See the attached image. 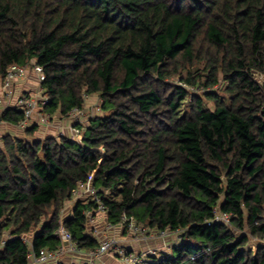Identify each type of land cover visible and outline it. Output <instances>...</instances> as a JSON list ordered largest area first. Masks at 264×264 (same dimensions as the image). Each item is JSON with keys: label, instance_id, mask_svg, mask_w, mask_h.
Returning a JSON list of instances; mask_svg holds the SVG:
<instances>
[{"label": "trees", "instance_id": "1", "mask_svg": "<svg viewBox=\"0 0 264 264\" xmlns=\"http://www.w3.org/2000/svg\"><path fill=\"white\" fill-rule=\"evenodd\" d=\"M11 65L42 70L50 121L86 96L102 115L81 143L36 124L0 137V264L56 250L60 226L95 249V204L61 215L91 174L102 226L180 231L142 264H264V0H0V81Z\"/></svg>", "mask_w": 264, "mask_h": 264}, {"label": "built area", "instance_id": "2", "mask_svg": "<svg viewBox=\"0 0 264 264\" xmlns=\"http://www.w3.org/2000/svg\"><path fill=\"white\" fill-rule=\"evenodd\" d=\"M29 76H33L37 83V91L35 93H17L16 84L26 80ZM44 76L42 70L37 66H19L11 65L5 72L3 79L0 81V106L6 101H12L11 108L20 111L23 115V119L19 122L17 126L18 131H23L27 127L32 126V121H36L35 124L38 127H44L49 124V117L47 115L38 114L40 106L47 103V100L41 95L40 84L43 82ZM99 102L96 105L95 111H99ZM83 117L82 112L76 110L69 113L68 118L71 119L73 125L74 123H81V118ZM82 124V123H81ZM5 124L0 120V128ZM71 126L69 129V139L71 141L81 143L82 134L84 132L85 126L74 127ZM92 174L89 175L85 182H82L78 187L72 191L69 202L73 205L77 201L92 202L95 204L96 209L93 213H86L88 224L95 225L98 216H105L106 208L101 202V197L98 195L97 191L92 187ZM110 195L109 191H104L102 194L103 198H107ZM72 207V206H71ZM63 209L61 210V215H63ZM96 217V218H95ZM215 221L224 223L225 225H230L229 215H216ZM93 227V226H92ZM103 230L97 233L93 229V236L98 239V246L88 251L87 253L80 252L75 243L72 242L69 233L63 229L61 226L54 233L55 237L60 241V246L53 251L47 249H41L37 253L32 250L28 251L27 259L29 264H59L60 260L65 256L79 257L83 255L86 258L85 264H94L102 258L111 255L116 256L119 259V264H142L146 255H154L155 251H151L148 254L142 256H137L130 253L127 248H119L118 241L115 237L109 235L114 231H121L123 234L134 239L137 242H149V241H160L164 244L166 239L177 238L179 239V230L174 232L170 231H158L150 232L149 229L137 225L132 218H127L122 215L117 226H111L108 224L103 225ZM98 234V237H97ZM22 241L30 246V243L26 239ZM5 240L0 242V249L5 245ZM169 247L166 246V250Z\"/></svg>", "mask_w": 264, "mask_h": 264}, {"label": "crops", "instance_id": "3", "mask_svg": "<svg viewBox=\"0 0 264 264\" xmlns=\"http://www.w3.org/2000/svg\"><path fill=\"white\" fill-rule=\"evenodd\" d=\"M36 91H37V83H36L35 78L33 76H29L26 80L16 84V92L17 93H27V94H29V93H35ZM12 104H13L12 101L4 102L3 105L0 106V113L6 108H11ZM90 117H92V115H83V117L81 118L80 122L83 125H86L87 121H88V119ZM35 122L36 121H34V122L32 121L31 123L35 124ZM72 125H73V123H72L71 120H69V118L60 119L59 117H53L52 121L50 122L48 127L47 128L43 127L44 129H46L45 133H42L43 131H40V129H42V127H41L40 129H38L37 136L38 137L42 136V134H43V137L44 136H48V135L49 136H57L58 134H64V135H68L69 136V129L71 128ZM0 131H1V133L5 132L2 136H5L6 134L14 135V136L22 135V132H20L17 129H15L14 127L8 126L6 124L0 128ZM114 232L108 233V234L113 236V237H115L114 235L116 233H119V235H122V238L125 237V238L120 240L122 242H124V240H126L127 238H130L127 235L123 234L121 231H114ZM172 242L173 241L166 239L164 241V244L167 245V247H170ZM149 244H151V243H149ZM161 244H163V243L161 242ZM146 245H148V244H146ZM157 245H158V248H159L160 244H157ZM149 247L150 248L147 249L145 252L144 251L140 252L138 254V256H142L144 254H148L151 251H156L158 253L167 251V250H163V251L157 250V249H155L157 247H154L153 245L152 246L149 245ZM127 249H128L129 252H131L130 247L127 248ZM133 254L136 255V253H133ZM113 257H114L113 258V261H114L113 264H118L119 263L118 257H116V256H113ZM59 262H60L59 264H85L87 261H86L85 257L84 258L83 257L80 258V257L65 256ZM94 264H96V263H94Z\"/></svg>", "mask_w": 264, "mask_h": 264}, {"label": "rangeland", "instance_id": "4", "mask_svg": "<svg viewBox=\"0 0 264 264\" xmlns=\"http://www.w3.org/2000/svg\"><path fill=\"white\" fill-rule=\"evenodd\" d=\"M217 90H220L219 88L217 89ZM199 93H201V92H199ZM97 103H98V100H97V97H95V96H90V97H85V106H84V111H83V114L82 115H102L100 112H97V111H95V108H96V105H97ZM208 107L210 108V109H212V105H211V103H208ZM38 114H44L43 112H42V109H41V106H40V110H39V112H38ZM45 115V114H44ZM69 120H71V119H69ZM50 122L51 121H49V124H50ZM48 124V125H49ZM48 125L47 126H44V128H47L48 127ZM41 127H39V129H40ZM43 127H42V129H40V131H43L42 133H45V131H46V129H44ZM44 129V130H43ZM5 133V132H4ZM4 133H1V131H0V137H2V135L4 134ZM41 134V133H40ZM21 136V135H20ZM36 137H38L37 136V133H36V135H35ZM40 138H43V134H42V136H39ZM71 204L70 203H66L65 205H64V207H63V212H64V214H63V217H66L68 214H69V212H70V210H71ZM97 218H103V216H98ZM98 223V224H97ZM96 224H97V226H96ZM93 225L92 224H88L87 225V230H88V232H90V233H92L93 232V229L95 230V232L97 231V233H99L100 231H102L103 229V226H102V224H101V220L99 219H97L96 220V223H95V225L92 227ZM115 233V232H114ZM115 238L117 239V241H118V247L119 248H129L130 247V250H131V252H133V253H136V255L138 256V254L140 253V252H142V251H146L147 249H149L150 247H149V245L150 246H154V247H157V248H155V249H157V250H161V251H163V250H166V246L167 245H165V244H161V242L160 241H149V242H137V241H135L134 239H132V238H127L126 240H124V242H122V241H120L121 239H123V238H125V237H123L122 238V235H119V233H116L115 235ZM97 237H98V234H97ZM99 238V237H98ZM149 243H151V244H149ZM160 244V246H159V248H158V245L157 244ZM146 244H148V245H146ZM255 250V246L254 245H251V251H254ZM130 252V253H131ZM155 253H158V252H156L155 251ZM79 257L81 258V257H83L84 258V256L83 255H79ZM113 256H112V254L111 255H108V256H106V257H104V258H102L101 260H99V261H97L96 262V264H113L114 263V261H113ZM119 264V263H118Z\"/></svg>", "mask_w": 264, "mask_h": 264}]
</instances>
